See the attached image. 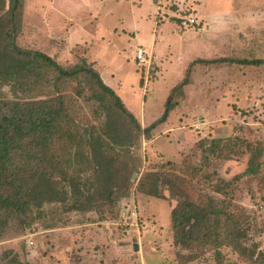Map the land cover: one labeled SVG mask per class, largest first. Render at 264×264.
Masks as SVG:
<instances>
[{"label": "rangeland", "instance_id": "374dc122", "mask_svg": "<svg viewBox=\"0 0 264 264\" xmlns=\"http://www.w3.org/2000/svg\"><path fill=\"white\" fill-rule=\"evenodd\" d=\"M136 1L140 4L128 0H24L17 45L42 51L62 66L82 58L91 62L99 73L109 75L115 93L142 128L161 115L172 88L188 68L189 73L188 83L171 94L166 120L149 134L131 132L134 144L128 153L134 155L130 163L137 172L131 175L128 196L115 204L96 201L85 211L71 209L68 202L45 203L39 210L33 208L31 221L12 218L0 235V264L12 257L24 264H218L219 258L220 264H250L230 247H221L216 256L206 246L173 243L170 217L182 197L162 183L158 185L160 196L138 190L143 172L162 169L182 177L188 186L182 190L190 197L213 196L222 201L223 209L234 205L231 209L241 217L240 226L245 230L242 244H255L256 250L264 251V63H244L264 60V0H212L207 10L215 12L222 6L221 11H232L240 20L214 21L221 27L207 31L206 50L184 45L178 51L180 59L175 51L182 43L174 34L197 32L201 26L196 12L177 6L174 0H153V20L148 0ZM60 8L74 21L64 20ZM97 10L99 21L89 19V12ZM145 13L148 15L139 19ZM184 16L194 17L198 25L180 26ZM166 20L175 24L173 34L165 33L168 23L159 26L164 32L161 36L154 33L158 51H167L164 56L137 45L135 49L141 48L146 60L130 59V49L139 37H148L152 22ZM74 22L85 28L90 25L89 30L82 33L83 24L78 30ZM224 24L229 27L224 29ZM200 57L206 62L196 61ZM58 88L80 126L90 129L106 120L108 112H116L111 114L114 124L133 126L109 96H104L105 103L90 98L92 91L100 90L93 79L79 77ZM7 90L0 86V96H31ZM50 90L45 89V94ZM217 139L223 141L216 151L202 152L204 146L197 145L199 140L208 145ZM255 146L263 147L260 172L249 174L245 169ZM133 243L141 248L133 250ZM194 254L197 258L185 261Z\"/></svg>", "mask_w": 264, "mask_h": 264}, {"label": "trees", "instance_id": "16d2710c", "mask_svg": "<svg viewBox=\"0 0 264 264\" xmlns=\"http://www.w3.org/2000/svg\"><path fill=\"white\" fill-rule=\"evenodd\" d=\"M23 8L24 0H0V86L8 87L11 93L21 90L31 95L24 99L0 96V235L12 218L21 223L29 221L33 208L39 210L45 203L68 202L71 209L85 211L92 209L96 201L115 204L127 197L131 175L137 172L136 166L130 163L134 155L128 153L134 144L131 132L149 134L164 122L171 109L172 92L188 83L189 68L166 98L161 115L142 128L91 62L82 58L79 63L62 66L42 51L17 45ZM244 63L257 65L264 60L257 58ZM79 77L93 79L99 87L100 90L92 91L90 98L105 103L104 96H109L113 106L133 126L125 128L118 121L114 124L111 117L116 112H108L106 120L90 129L80 126L70 112V102L58 88ZM51 86L55 90H50ZM45 89L50 91L45 94ZM126 141L129 142L126 144ZM222 141H208L206 145L199 140L197 145L204 146L202 152H208L209 148L216 151L221 149ZM262 148L253 147L246 173L260 172L258 160L262 158ZM160 183L182 197L170 217L175 245L199 244L214 249L216 256L226 246L246 256L250 264H264V251L256 250L255 244H242L245 230L240 226L241 217L231 209L234 205L230 210V204L223 209L222 201L213 196L190 197L182 190L183 186L188 187L184 185L185 180L163 169L143 172L138 190L160 196ZM216 192L222 193L217 189ZM195 258L194 254L185 261ZM220 261L219 258L218 264ZM5 264L24 263L12 257Z\"/></svg>", "mask_w": 264, "mask_h": 264}, {"label": "crops", "instance_id": "0c3cea01", "mask_svg": "<svg viewBox=\"0 0 264 264\" xmlns=\"http://www.w3.org/2000/svg\"><path fill=\"white\" fill-rule=\"evenodd\" d=\"M116 1H118V0H116ZM128 1H129V3H132V4H136V5L140 4V3H136L137 2L136 0H128ZM213 1H215V0H213ZM148 2H149V6H150L151 15L153 16V20H155L154 12H152V9H153L152 4L154 2H153V0H148ZM174 2L179 7L188 6V9L190 8V9L194 10L196 12L195 15H196L197 19L200 21L199 24L201 26V27H198V31L194 32V33L190 32V33L183 34V35H178L176 33L174 34L178 38V40H181V43H182L181 49L179 48V49H177L175 51L176 53L174 52L176 58H178V59L181 58V52H178V51L182 50L184 45H187L188 47H192L193 49L196 47L197 50H201L200 52L206 50V33H207V31H209V29L210 30L213 29V28L218 29L219 27H221V26L218 25V23L217 24L215 23L217 20L220 21V22H223L226 19L240 20V18L232 11H230V12L221 11L222 6L221 7L217 6L218 9L215 12H210L209 10H207V8H209L208 5L209 4H213L212 0H209V1H206V0H174ZM216 3L219 4V2H216ZM216 3L214 2V4H216ZM60 10L63 11V8H60ZM89 13H90V17H88L89 19L95 18L94 19L95 21H99L98 17L100 16V12H98V10L97 11H93V12H89ZM168 13H173V12H168ZM63 15L66 18L64 20H67V19L68 20H73L71 17H66L65 16L66 13L64 11H63ZM147 15L148 14H146V13L143 14V15H139V19L141 18V16L144 19ZM170 22H169V20H166L164 22L162 21L159 24L156 21L152 22L150 34L145 39H143V37H139V38L137 37L138 38L137 39V43L134 44L132 46V48L130 49L131 56L129 58L132 59L131 57L135 56V53H136V49L135 48H136L137 45H142L143 48H145L144 50H146V51L148 50L150 52H154L155 54L160 53L161 55L164 56V54L167 51H163L162 52L161 49L158 51V46L156 45L157 40H156V36L154 35V33L155 32H160V36H161L164 32H163V30H159V26H161L162 24L168 23V24H170V26H169L168 30L165 33L170 32V33L173 34V30H174V25L175 24L173 25ZM74 23L77 25L75 27V29H78V26L80 24H83V23L77 24L76 22H74ZM86 25H88V24H86ZM80 27H81L82 33H85V32H87L89 30L90 25H88V28L87 27L85 28V24H83V26H80ZM228 27L229 26H227V24H224L223 28L226 29ZM98 31L100 32V34H102L103 31H104V26L103 25L101 27L99 26ZM133 31L135 32L136 30L134 29ZM78 33H79V31H78ZM82 33H79V35H83ZM90 36H91V34H90ZM195 59H197V58H195ZM199 59H205L206 60L205 57L204 58L200 57ZM188 60H190V59H188ZM187 63L185 65H187ZM99 74H100L102 80L104 81V83L112 88L111 83H110L111 79L109 78V75H107L105 77L101 73H99ZM111 77H112V75H111ZM234 79L236 80V78H234ZM113 83H114V86L117 87L116 85H117L118 82L116 80H114ZM137 245H138V249H140L141 246L138 243H137Z\"/></svg>", "mask_w": 264, "mask_h": 264}, {"label": "built area", "instance_id": "2783aa9c", "mask_svg": "<svg viewBox=\"0 0 264 264\" xmlns=\"http://www.w3.org/2000/svg\"><path fill=\"white\" fill-rule=\"evenodd\" d=\"M196 19L194 17L191 16H184L182 18H180V23L179 25L182 27H189V26H195L196 24ZM198 25V23L196 24ZM134 59L137 60L139 63H144L145 56H144V51L141 48H137L136 49V53L134 56Z\"/></svg>", "mask_w": 264, "mask_h": 264}, {"label": "water", "instance_id": "95a60500", "mask_svg": "<svg viewBox=\"0 0 264 264\" xmlns=\"http://www.w3.org/2000/svg\"><path fill=\"white\" fill-rule=\"evenodd\" d=\"M133 250H138V245H137V243H133Z\"/></svg>", "mask_w": 264, "mask_h": 264}]
</instances>
